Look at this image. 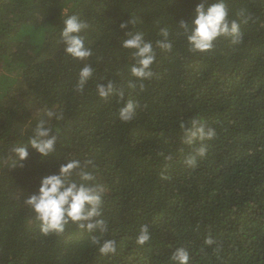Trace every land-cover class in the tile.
I'll use <instances>...</instances> for the list:
<instances>
[{
	"label": "trees",
	"instance_id": "16d2710c",
	"mask_svg": "<svg viewBox=\"0 0 264 264\" xmlns=\"http://www.w3.org/2000/svg\"><path fill=\"white\" fill-rule=\"evenodd\" d=\"M201 2L0 0V264H172L178 247L188 250L190 264H264V0H225L229 20H247L243 42L221 36L210 51L191 53L178 24H191ZM73 14L88 24L80 33L92 50L85 61L66 56L60 40ZM161 28L171 53L155 47ZM136 32L156 53L142 90L127 86L133 50L121 47ZM84 64L93 76L76 92ZM109 80L123 89L122 100L97 95ZM127 100L138 107L122 123L117 113ZM48 110L62 119L49 120ZM41 119L57 135L55 151L42 158L29 147L15 166L11 147L27 146ZM192 119L216 135L190 168L185 157L200 144L185 143L180 123L187 128ZM68 159L91 161L107 189L103 239L116 241L114 255H100L91 243L99 233L72 223L61 235H41L24 204ZM71 179L78 181L76 172ZM141 225L152 238L137 246Z\"/></svg>",
	"mask_w": 264,
	"mask_h": 264
},
{
	"label": "clouds",
	"instance_id": "9594fccd",
	"mask_svg": "<svg viewBox=\"0 0 264 264\" xmlns=\"http://www.w3.org/2000/svg\"><path fill=\"white\" fill-rule=\"evenodd\" d=\"M228 8L225 0H216L210 3L209 0L196 5L193 12L191 24L180 22L178 26L186 36L188 50L191 53H206L213 47V42L223 36L230 40L234 46H239L243 42V33L240 29L241 22L235 19L229 20ZM243 15V13H241ZM63 29L60 31V40L64 45V53L73 60L85 61L92 55V50L85 45L84 38L80 35L88 28V24L78 15L67 16L63 20ZM126 24H121L120 29L126 28ZM160 39L156 40L155 47L166 53H171L173 44L169 40L167 28H161ZM124 49L132 51V61L129 71V89H135L138 85L143 89V81L149 80L153 76L152 66L156 60V53L153 43L146 41L141 32L128 33L127 38L121 45ZM93 67L84 64L79 70L78 79L74 90L84 91L88 81L93 76ZM96 93L101 99H105L113 94L121 100L124 98L122 88L114 84L112 80L99 84ZM138 103L134 100H127L119 108L117 117L122 123H127L133 119ZM49 120L53 117L62 119L52 110L46 112ZM191 126L187 127L180 123L184 129L185 143L192 145L199 142L200 146L193 153H189L184 160L188 167H194L197 157L203 158L206 155V145L204 141L212 140L215 129L208 127L204 122L192 119ZM57 135L48 126L46 120L41 119L35 126L33 134L28 140L27 146L13 145L10 149L11 158L15 166L28 158V148L30 147L42 158H47L55 151ZM165 160H171V155L165 156ZM91 161H86L82 165L77 159H68L63 163L56 174L47 175L41 178L37 192L28 196L24 204L35 215L38 221V228L41 235L50 234L61 235L64 233L69 223L77 225L78 228L87 233H99L93 236L91 243L98 245V253L102 256L114 255L117 252V243L112 239H103V234L108 231V225L103 218L102 204L103 196L107 190L104 185L96 182L92 172ZM76 172L79 179L73 181L72 174ZM151 232L148 225H141L136 236V245L144 246L151 240ZM205 245L211 246L215 243L211 237L204 241ZM172 264H190V256L187 249L178 247L170 256Z\"/></svg>",
	"mask_w": 264,
	"mask_h": 264
}]
</instances>
